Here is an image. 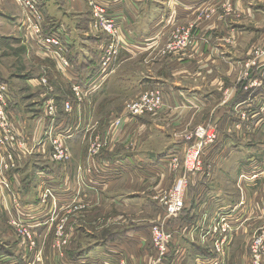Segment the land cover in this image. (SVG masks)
I'll return each instance as SVG.
<instances>
[{
	"label": "rangeland",
	"instance_id": "374dc122",
	"mask_svg": "<svg viewBox=\"0 0 264 264\" xmlns=\"http://www.w3.org/2000/svg\"><path fill=\"white\" fill-rule=\"evenodd\" d=\"M99 1L102 4L97 2L96 9L105 12L97 14L88 0H79L81 10L61 9L64 22L51 21V17L47 21L52 31L65 26L61 32L68 54L90 44L100 50L92 86L87 79L81 80L77 92L67 69L58 67L61 59L44 49L39 34L30 27L29 10L18 0H0V70L7 75L0 72V80H6L14 101L9 120L18 134L10 139H18L12 146L18 148L12 158L5 156L0 143V180L11 183L12 188L8 192L0 183V264L17 258L22 248L23 264H70L71 259L87 255L86 247L101 240L122 242L133 230L136 245L126 254H116L120 259L112 261L114 264H264V0H198L203 7L197 9L195 18L173 24L166 41L142 38L134 42L118 25L120 15ZM59 3L51 0L54 8H62ZM138 4L140 10L149 5ZM54 8L48 9L50 14ZM249 11L252 16H248ZM216 18L229 26L230 36L224 40L213 36L209 43L220 47L219 51L235 54L228 58L219 52L224 62L232 65V75L219 67L216 74L223 77V84L215 86L219 100L193 110V119L189 116L182 130L172 132L183 138L184 148L201 126L216 130L213 136L217 138L213 142L207 136L204 139L209 143L208 152L201 157L205 168H187L182 152L178 168H174L172 158L166 163L172 170V179L166 180L165 173L155 175V164L145 158L148 148H160L163 156L169 139L155 135L154 130L151 135L131 130L141 118L157 119L160 109L135 117L131 105L145 92L160 91L163 97L160 86L145 84V77L168 79L164 60L188 51L194 44L195 30L210 26ZM108 20L113 31L108 30ZM235 29L242 33L239 41H235ZM142 30L147 32L148 26ZM186 33L188 45L180 49L178 43ZM124 49L135 50L139 56L120 66ZM203 79L207 82L203 76L199 81ZM245 100L248 103L244 104ZM67 103L73 108L71 112ZM217 112H223L220 119L226 118L235 126V134L228 136L217 129V122L212 121ZM60 135L67 155L61 160L55 141ZM215 147L217 162H210L206 159ZM229 148L232 151L224 156ZM122 152L143 161L136 164L129 158L127 169L105 188L103 174L109 166L118 165L117 156ZM3 161H10L11 169L2 165ZM214 175L216 180H212ZM15 182L19 187L24 183V190L16 185L17 190ZM184 183L188 186L179 198L177 192ZM173 198L183 206L173 210ZM37 206H44L40 215L32 212ZM26 207L29 210L25 211ZM24 213L35 220H27ZM15 216L44 229L22 239V227L11 220ZM101 256L99 249L92 264L101 262ZM58 258L60 262L55 263Z\"/></svg>",
	"mask_w": 264,
	"mask_h": 264
},
{
	"label": "crops",
	"instance_id": "0c3cea01",
	"mask_svg": "<svg viewBox=\"0 0 264 264\" xmlns=\"http://www.w3.org/2000/svg\"><path fill=\"white\" fill-rule=\"evenodd\" d=\"M37 1L44 16L43 31H45V29L49 27L50 17L52 19L51 21H55L57 23L59 21H63L62 20L63 15H61L60 12L61 9L68 8L70 10H75V11L77 8H80V10L82 9L79 0H60L59 4L62 6V8L60 6L54 8V6L51 5V0H37ZM147 1L124 0L123 2V0H103L105 5L107 4L108 8L111 7L113 11H115V13H118V15H120L118 17V21H119L118 25L122 27L125 36L126 37L128 36V40L130 42L140 41L139 39L142 38H146L153 41H157V40L166 41L170 37V32L173 27V24H175L178 21L181 22L188 21L191 20L192 18H195L194 15L197 14V9L199 7H203L200 5L198 0H149L148 2ZM139 2H144L145 4L148 3L149 5L145 6L143 10H140V5L138 4ZM51 8L56 9L53 12V14H50L48 11V9ZM236 9H238L237 6ZM146 13H150V16L148 17ZM249 15L252 16L251 11H249L248 16ZM210 23L211 24L210 26L208 25V27H202L201 29L199 28L195 30L196 31L194 33L195 41L188 51L178 52V54H176L173 58L164 60L163 67L167 72L168 79L157 76L155 77V75L152 78L150 76L145 77V81H144L145 84H149V85L151 84V86H153V83L155 82V84L157 86H160L159 88L163 90V98H164L163 106L160 109L159 113L155 114L156 116H158L157 119L155 120L151 119L152 117L141 118L139 122L133 123L131 130L132 132H135L136 130L147 131L149 135H151L152 133L151 131L154 130L153 132L155 133V135H160L169 139L168 142L166 143L165 146L166 148H164L163 156L160 148L155 150L154 148H148V150L146 151V154L148 153V155H146L147 158H145L147 161H149L150 159V162L152 164L153 163L155 164L154 166L155 175L161 176L162 173H165L164 178H166V180L172 179L171 167H169V165L167 166L166 163L170 161V158H172V156L181 155L183 154L182 152H184L185 150V148L181 146L182 145L181 141L183 140V138H176L175 134H173L172 132V129H174V131L182 130L186 126V123H188L187 121L189 120V116L191 119H193V117L191 116L193 110L195 111L196 109H200V108L205 109L210 105L211 106L214 105L217 102V100H219L220 95L217 92L218 91L217 88H215V86H218L222 83V78H223V77L219 78L220 76L216 74V71L220 69L219 67L225 68L226 71L232 75V65L231 64L227 65L226 61L224 62L219 52L228 54V58L236 57L234 56L235 54L225 49H221L219 51L220 47L217 46L211 47L209 43L212 39H214V37H216L217 40H224L225 37L230 36L229 33L230 29L228 28L229 26L227 27L226 23L221 18L220 19L216 18L212 20ZM145 26H148L147 32L142 30V28ZM62 29H65V26L59 25L56 34L61 35V38L65 41L64 39L65 35L64 33L61 32ZM214 30L216 31L215 33ZM128 33H130V36L127 35ZM233 34L235 36V41H239L242 36V33L240 32L238 33L237 29H235ZM36 41H38V39ZM67 41L70 42L68 38ZM89 48H92L91 44L88 47L86 45L83 50L73 49L71 53L69 52L70 54L67 53L69 61H71V66L67 67L66 69L68 74L70 73L69 77L74 81V83L81 84L80 82L81 80L83 83L86 82L85 80L87 79L88 80L87 82L91 87L93 81L92 72L97 66L96 63L98 61V58H100L99 54L101 53L100 50L96 48H92L93 50ZM122 55L124 57L120 62L121 64H118L120 66L127 60L134 59L136 56H139L137 52L132 49L122 50L120 57ZM201 57L204 58L203 61L200 60ZM51 58H53V56H51ZM223 64L226 65V67L222 66ZM58 67L61 70L65 69V67L62 66L61 64H59ZM0 72L5 77H7V75H5L3 71L0 70ZM201 76L205 77L207 82H204L205 79H203V81L200 82L199 79L201 78ZM154 78H156V81H154L155 80ZM148 79H151V81H149ZM110 81L111 80H109V82ZM127 81L133 82L131 81V79H126V82ZM191 81H193L194 83H191ZM204 83H208L209 85H206ZM234 100H236V98ZM246 103H248V101L244 102V104ZM221 113L223 114V112ZM222 114H219L217 112V114H215L212 120L213 123L216 124L217 122V129H219L221 132L224 131L226 135L235 134L236 133L235 126L234 125L231 126L230 123H228L230 120L226 121V118L220 119ZM138 124L140 126H138ZM233 130L235 132H233ZM73 138L74 139L76 138V136H74V133H73ZM215 149L216 147L213 148L210 153H208L209 158L206 160L212 162V159H214V161L217 162V156L219 155V153ZM231 151H232L231 148H229L226 152L224 151L225 152L224 156H226V154H228V152ZM117 157H118V161L116 160L117 162L116 165L117 164L118 165L116 167L114 166V164L112 166H109V169L107 168V171L103 174L106 179V180H102V182H106V184L104 185L105 188H108L110 185L113 184L112 179L115 178L114 177L115 175H119L122 173L124 169L125 170L127 169L126 166L130 162L129 158H131V160L134 161L136 164L143 161L140 157H137L136 155L133 156L130 154L126 155L124 152L120 153ZM55 172L57 171L54 170V173ZM217 172L218 174L216 175L218 177L220 171ZM100 179H103V177L102 178L100 177ZM212 180H216L215 175ZM99 182L101 184V181ZM22 184L23 186L19 187L17 182L14 183L15 188L17 190H19L20 188V190L23 191L24 183ZM43 208L44 206L41 208L37 206L36 208H34L37 210H32V212L36 213L37 211H39L38 214L40 215L42 213L40 209ZM24 210L27 211L29 209L28 207H26ZM231 215L233 216L234 214ZM27 220L34 221L35 219L27 218ZM39 224H41V221L37 225ZM42 229L44 228H42L41 226H37L35 228L36 231H41ZM136 238H137L136 232L135 230H133L132 232L127 234L126 238L122 242L111 241L105 243L104 241L101 240L99 244L90 245L86 247L87 255L81 258L71 259L70 264H92L91 262L93 259L92 257L95 256L96 253H99V249L101 250L102 256L100 257L101 262L97 264H114V262L112 261L114 260L118 261L120 259V257L116 256V254H123L124 252H125L124 254H126V252H130L128 250L131 248V246L134 247L136 245V244L134 245V242H137L134 240ZM139 246L136 247L137 250ZM23 256H25V250L22 248L17 258L7 260L5 261L4 264H10L11 261L12 264H17V263L23 264V260H24ZM134 256L135 253H133V257ZM141 256L142 254L138 255V257ZM73 257H75V253ZM59 262L60 259L58 258V260H56L55 263H59Z\"/></svg>",
	"mask_w": 264,
	"mask_h": 264
},
{
	"label": "built area",
	"instance_id": "2783aa9c",
	"mask_svg": "<svg viewBox=\"0 0 264 264\" xmlns=\"http://www.w3.org/2000/svg\"><path fill=\"white\" fill-rule=\"evenodd\" d=\"M18 1L21 3V5H23L25 8L29 10V15L27 16L28 22L30 24V27L36 33L39 34L40 36L39 39L41 40L43 47L48 52L51 51V52H54L56 55H58L59 59H61V63H62L61 65L64 66L65 69L67 67H70L71 65L69 63V60L65 57V54L68 52V45H66V42L61 38V35L54 33L52 35L45 36L43 34V25H42L43 15L38 7L39 6L38 1L37 0H18ZM97 2L101 3L99 0H88L89 5L95 8V12L97 14H99L98 11L105 12V10L96 9L98 8L95 5ZM107 23H110L108 30L113 31L110 20H108ZM188 39H189V33L188 34L186 33L180 38V41L178 43L180 46V49H183L188 45ZM105 56L106 58L107 56H109V53L106 51H105ZM106 58H104V61H103L105 62V64L108 63V60H106ZM108 58H110V56ZM75 84H73V88L75 91L79 92V90H81V86L79 84L77 85V83ZM12 103H13V100H12V97L10 96L8 84L5 81L0 80V136H1L0 143L3 145L2 149H4L3 152L5 153V156H9L10 158H12V156H15L14 149H18V148L12 147L13 145H16V142L18 139L16 140V142H10V139L14 140L15 133H16V136L18 137L17 131H14V128H15L14 124L12 125L9 120L12 116L11 113L13 114V111L11 109ZM67 106H68L67 111L71 112L73 109L72 106L68 103H67ZM162 106H163V97H162L161 92L160 91H149V92H145L143 96L141 97V99H139L137 102H134L131 105L130 112H131V115L134 114L133 116L139 117L142 114L144 115L146 113H154L158 109H161ZM215 131L216 130L210 131L207 127L201 126L196 130V134L190 137V140L188 139L189 142L183 154V158L185 157V159H187L186 161L187 168L189 169H193L195 167L197 169L205 168L204 160L202 161L201 157L205 156L206 155L205 153L208 152L206 150L208 149L209 143L205 141L204 139L206 138V136H207V140L209 139L210 141H212L215 137L217 138V135L213 136L216 133ZM55 141L58 144L57 150L59 151V154H60L59 160H61L67 156V155H64L63 148H62L63 146L62 135H60L59 138L55 139ZM20 142L21 141H18V143ZM172 164L174 168H178L181 165V159L179 155L172 156ZM2 165H4L9 170L11 169L12 163L10 161L9 162L3 161ZM208 168H210V166ZM0 183H1L2 188L8 189V192L12 191L11 183L6 182V180L4 181L0 180ZM187 186L188 185L186 183L180 186L182 191L177 192V194L179 195V198H181V195L184 194V192L187 189ZM47 197L48 196H46V198ZM179 200L181 201V199ZM173 202H174L172 204L173 210H176L177 208H181L183 206L181 203L177 204L176 201H174V198H173ZM11 220H12V223L16 225L17 227H22L19 229L20 234H21L20 237L22 239L27 240L28 237L31 238V235H34V233H36L35 228L37 226H35L32 223L30 224L25 223L24 221L26 220L23 217L15 216V217H11ZM229 227L231 226H228L227 228ZM227 228H225L223 231L226 232L228 230ZM217 238L219 237L217 236ZM217 247L219 248L218 244H217Z\"/></svg>",
	"mask_w": 264,
	"mask_h": 264
},
{
	"label": "trees",
	"instance_id": "16d2710c",
	"mask_svg": "<svg viewBox=\"0 0 264 264\" xmlns=\"http://www.w3.org/2000/svg\"><path fill=\"white\" fill-rule=\"evenodd\" d=\"M51 29V27H48L47 29H45V31H44V33H46V35L45 36H47V35H52V34H54V33H56V31H52V30H50ZM2 81H6V80H4V79H2ZM13 104H14V101H13V103H12V105H11V109L13 108Z\"/></svg>",
	"mask_w": 264,
	"mask_h": 264
}]
</instances>
